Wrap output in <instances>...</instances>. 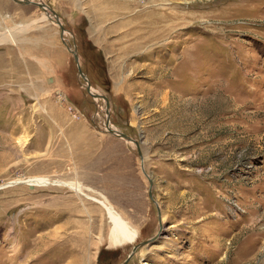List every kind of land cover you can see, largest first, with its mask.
Masks as SVG:
<instances>
[{
  "label": "rangeland",
  "instance_id": "obj_1",
  "mask_svg": "<svg viewBox=\"0 0 264 264\" xmlns=\"http://www.w3.org/2000/svg\"><path fill=\"white\" fill-rule=\"evenodd\" d=\"M18 1L0 0V264H123L142 243L129 264H264V0H30L107 102L55 16ZM51 102L101 131L109 105L141 147L156 203L145 178L133 242L111 244L104 207L68 187L11 185L36 178L28 137Z\"/></svg>",
  "mask_w": 264,
  "mask_h": 264
},
{
  "label": "crops",
  "instance_id": "obj_2",
  "mask_svg": "<svg viewBox=\"0 0 264 264\" xmlns=\"http://www.w3.org/2000/svg\"><path fill=\"white\" fill-rule=\"evenodd\" d=\"M48 107L42 108L35 134L28 137L32 176L77 184L89 202L98 204L91 197L104 200L122 220L143 215L148 209L147 173H140L131 141L99 130L86 115L75 118L53 102Z\"/></svg>",
  "mask_w": 264,
  "mask_h": 264
},
{
  "label": "bare ground",
  "instance_id": "obj_3",
  "mask_svg": "<svg viewBox=\"0 0 264 264\" xmlns=\"http://www.w3.org/2000/svg\"><path fill=\"white\" fill-rule=\"evenodd\" d=\"M50 17H52V15H50L49 18ZM46 19H47V17H46ZM91 93H92V91H91ZM110 126H111V123H110ZM16 184H25V185H29L32 187L33 186L49 187L52 185L60 186V187H68L80 195L84 194L82 187L77 185V184H73V183L67 184V183H64L62 181L49 180V179H44L42 177L33 178L32 180H29V181H20L19 183H11V185H13V186ZM86 197H87V195H86ZM90 199L95 200L99 205L103 206L107 212L109 222L112 224L111 232L109 234V241L111 244L123 245V244H129L135 240V236H136L137 232L134 231V229L130 228V226L124 220H122L120 215L114 210V208L112 206L107 205L104 200H99L98 198L96 199L94 197H91Z\"/></svg>",
  "mask_w": 264,
  "mask_h": 264
},
{
  "label": "water",
  "instance_id": "obj_4",
  "mask_svg": "<svg viewBox=\"0 0 264 264\" xmlns=\"http://www.w3.org/2000/svg\"><path fill=\"white\" fill-rule=\"evenodd\" d=\"M16 2H19L18 0H15ZM20 3H23V4H26V5H29V4H36V5H38L39 7H41L46 13H49V14H53L54 16H55V19H56V23L58 24V26L60 27V30H61V39H62V41H63V44L67 47V49L69 50V51H71L72 53H73V55H74V58H75V63H76V65H77V71L79 72V77L81 78V79H83L86 83H87V86L85 87V90H87L88 91V94L90 93L91 94V96L93 97V98H96V99H103V100H105L106 102H107V98L105 97V96H103V95H100V94H98V95H93L92 93H91V86H90V84L88 83V80H87V77H86V75L84 74V72H83V70H81V66H80V59H79V55H78V51H76V50H72V48L68 45V43L66 42V39H65V28L63 27V25H62V23H61V21H60V18H59V16L57 15V13H55L53 10H51L50 8H49V6H47V5H45V4H42V3H39V4H37V3H35V2H33V1H25V2H20ZM107 108H108V110H107V114H108V118L106 119V121H105V123H104V127L106 128V132L107 133H111V134H114V135H116V136H118V137H120V138H123V139H125V140H127V141H131L132 143H134L136 146H137V149H138V154H139V156L141 157V159L143 160V155H142V152H141V147L139 146V144H138V142L135 140V139H133L132 137H130L129 135L127 136V135H125L124 133H121V132H119L118 130H116V129H114V128H112L111 126H110V117H109V113H110V108H109V105L107 106ZM146 177H147V180H148V182H149V185H150V188H149V197H150V199H152L154 202H155V200H154V197H153V187H154V184H153V181H152V179H151V177H150V175H146ZM156 203V202H155ZM159 205H158V210H159ZM159 214H161V212H160V210H159ZM161 223V222H160ZM162 229H163V224L161 223V225H160V232L162 231ZM154 239H156V237L155 238H153V239H150V241L149 242H152V241H154ZM146 245V243H142V244H140V245H137V246H135L134 248H133V250L131 251V253H130V255L128 256V258L124 261V263L123 264H129L130 263V260H131V258L133 257V255L135 254V252L140 248V247H144Z\"/></svg>",
  "mask_w": 264,
  "mask_h": 264
},
{
  "label": "built area",
  "instance_id": "obj_5",
  "mask_svg": "<svg viewBox=\"0 0 264 264\" xmlns=\"http://www.w3.org/2000/svg\"><path fill=\"white\" fill-rule=\"evenodd\" d=\"M74 117L79 118V116H78L77 114H75ZM105 131H106V130H105Z\"/></svg>",
  "mask_w": 264,
  "mask_h": 264
}]
</instances>
